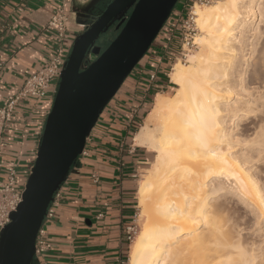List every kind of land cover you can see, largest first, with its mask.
Returning a JSON list of instances; mask_svg holds the SVG:
<instances>
[{"label":"bare ground","instance_id":"6f19581e","mask_svg":"<svg viewBox=\"0 0 264 264\" xmlns=\"http://www.w3.org/2000/svg\"><path fill=\"white\" fill-rule=\"evenodd\" d=\"M193 16L198 52L173 65L174 95H156L133 138L155 156L135 193L144 223L128 264H264V248L233 241L230 206L264 238V0Z\"/></svg>","mask_w":264,"mask_h":264},{"label":"crops","instance_id":"0c3cea01","mask_svg":"<svg viewBox=\"0 0 264 264\" xmlns=\"http://www.w3.org/2000/svg\"><path fill=\"white\" fill-rule=\"evenodd\" d=\"M109 1L0 0V106L53 55L56 36L46 25L56 9L69 12L64 41L69 56L74 40ZM52 102L50 94L22 102L6 132L1 162L15 168L19 187L30 173ZM140 103L141 87L135 79L127 80L94 127L86 144L88 156L78 158L71 169L63 184L64 202L47 225L54 251L46 255V264H125L130 245L126 230L135 214V172L147 158L130 139Z\"/></svg>","mask_w":264,"mask_h":264},{"label":"water","instance_id":"95a60500","mask_svg":"<svg viewBox=\"0 0 264 264\" xmlns=\"http://www.w3.org/2000/svg\"><path fill=\"white\" fill-rule=\"evenodd\" d=\"M179 0H112L77 36L45 119L22 199L0 232V264H33L46 209L82 155L101 114L146 55ZM117 35L102 49L101 35ZM91 55L94 60L88 64Z\"/></svg>","mask_w":264,"mask_h":264},{"label":"built area","instance_id":"2783aa9c","mask_svg":"<svg viewBox=\"0 0 264 264\" xmlns=\"http://www.w3.org/2000/svg\"><path fill=\"white\" fill-rule=\"evenodd\" d=\"M211 2L212 0H180V4H191L190 7L187 5L183 6V9L188 13L187 18L184 20H181V13L179 12L178 8L174 9L171 13L169 22V29L171 31L170 37L172 38V36L177 33L179 38L177 47L178 55L174 57L173 65L175 62H181L185 60L188 52L195 47L196 32L193 28L192 22L193 9L195 7L209 5ZM68 23L69 12L64 7H60L52 13L46 28L54 32L56 36L53 55L38 70L29 75L24 80L22 86L17 90V92L7 97L0 106V173H5V181L0 182V232L10 223V216L16 211L18 205L20 204L24 190V185L22 187L17 186V173L15 168L13 166H4L1 162L3 152L7 148L6 132L12 123L15 110L19 104L27 100H43L49 94L52 95L54 99L60 82L61 73L68 58L64 47ZM93 60L94 58L89 55L87 58L88 64ZM173 65L170 66L169 71H171ZM1 69L2 65L0 64V72ZM140 73L142 75L139 81V86L141 87V107L148 100L151 91L155 87L158 75V66L154 68L152 72L147 73L146 75L142 72ZM144 76H146V79ZM167 78V87H169V74L167 75ZM167 87L161 89L160 93L166 91ZM87 156L88 151L85 146V149L79 158ZM91 180L94 184H97L99 181L98 176L94 174L91 176ZM63 202L64 191L62 185L52 197V200L46 209L42 225L36 236L33 260L37 264H46V255L54 251L53 245L47 236V225L55 220L57 212L62 206ZM135 225L136 214H134L132 218L131 226L126 230V241L129 244H131L135 239Z\"/></svg>","mask_w":264,"mask_h":264},{"label":"rangeland","instance_id":"374dc122","mask_svg":"<svg viewBox=\"0 0 264 264\" xmlns=\"http://www.w3.org/2000/svg\"><path fill=\"white\" fill-rule=\"evenodd\" d=\"M112 0H110L108 3H107V5L111 2ZM224 1L225 0H212V2L209 4V5H205V6H201V7H198L200 10H204V9H206V8H211V7H213L214 5H216V3H224ZM182 2V1H181ZM106 5V6H107ZM188 6V7H190L191 6V4L190 3H187V4H184V3H179V1H178V3H177V5H176V8H178V10H179V12L181 13L180 14V16H181V20H184V19H186L187 18V15H188V13L183 9V6ZM106 8V7H105ZM104 8V9H105ZM196 8V7H195ZM193 11H194V9H193ZM192 22H193V28L195 29V32H196V39L198 38H200V36H201V34H200V32L198 31V29H197V26L194 24V16H193V18H192ZM117 35V32L115 33V32H113V31H108L106 34H104V35H101L100 36V38H99V40L97 41V45L98 46H100L101 48H103L104 47V45L106 44V43H110L114 38H115V36ZM257 49H258V47H257ZM198 52V47H196V45H195V47L194 48H192L189 52H188V54H187V57L185 58V60H187V59H189V57L190 56H192V55H195L196 53ZM70 54V53H69ZM250 58V57H249ZM185 60H183V61H185ZM250 60V59H249ZM183 61H181V62H183ZM177 62H175V64H176ZM170 81V80H169ZM175 89H176V87L173 85V84H171L170 83V85H169V88L166 90V91H164V92H162V93H159V94H161V95H164V96H166V97H172L173 95H174V93H175ZM156 97V96H155ZM155 97H154V100H155ZM154 100H153V104H154ZM145 119V118H144ZM143 123V122H142ZM241 124H245V125H248L246 122H243V123H241ZM140 150L142 151V152H144L145 154H146V156H147V158H146V161H145V163H143V164H141V165H138L137 166V172H135V177H134V180H135V185H136V190H137V188H138V184H139V182H140V179H141V176L144 174V173H146V171L147 170H149L150 168H151V165H152V162H153V159H154V154H152V153H149V152H147L146 150H144V149H141L140 148ZM261 163V164H260ZM262 164H264L263 162H258L257 163V165H255V166H257V174H259V177H260V179H262V181L264 180L263 178H264V173L262 174V172H264L263 170H264V166H262ZM260 167V169H259V167ZM261 167L263 168V170L261 169ZM260 170V171H259ZM262 170V171H261ZM261 176H262V178H261ZM263 183V182H262ZM136 190H135V193H136ZM136 195L134 194V197H135ZM135 201H136V199H135ZM232 203H231V208H233L234 206H236V207H234L233 209H231V213H234V214H236L237 215V217H236V215H233V214H231V217L233 216V218H231V223H233V220H234V223H233V226H234V228H233V230L232 231H234L233 232V236H232V234H231V236H232V239H233V241H241V243H243V244H245L246 243V245H247V248L245 247V248H243L244 246H246V245H243L240 249L241 250H244V249H246V251H247V249L248 250H250V249H253V250H255V251H257L258 250V248H259V250L260 249H263L264 247V238L263 237H256L255 236V234H254V231H255V227H253V228H251L253 225H251V224H253L252 222H251V220L248 222V218H245V216H246V210L245 209H241L240 208V206H237V205H235V203H233V201H231ZM136 205H137V201H136V203H135V214H136V234H135V239H134V241L129 245V252H130V250H131V248H132V246L134 245V243H135V240H136V237H137V235H138V233L141 231V229H142V225H143V223H144V219H142V218H140V216H139V211L136 209ZM233 205V206H232ZM239 208V209H238ZM237 209H238V211H240V212H238L237 211ZM242 210V211H241ZM245 210V211H244ZM237 211V212H236ZM245 212V213H244ZM238 213H239V217H240V219H239V217H238ZM244 213V214H243ZM244 215V216H243ZM242 217V218H241ZM247 217V216H246ZM237 219V220H236ZM239 219V220H238ZM235 220H236V222H235ZM238 222V224H236ZM250 225V226H249ZM244 226H245V228H244ZM247 226V227H246ZM241 227V228H240ZM247 228V229H246ZM237 229V230H236ZM252 231H251V230ZM249 230V231H248ZM239 232H240V234H239ZM248 232V233H247ZM236 236H235V235ZM251 234V235H250ZM253 234V235H252ZM248 235H249V237H248ZM235 237H236V239H235ZM243 237V238H242ZM246 239H245V238ZM257 240V241H255V240ZM261 240H262V242H261ZM248 241V242H247ZM253 241V242H252ZM251 242V243H250ZM259 242H261V243H259ZM259 244L258 246H257V244ZM252 244V245H251ZM254 244V245H253ZM263 245V246H262ZM262 248H261V247ZM258 250V251H259ZM258 251L257 252H255V253H258ZM249 255V254H248ZM128 256H129V254H128ZM33 264H36V263H34L33 262ZM125 264H128V257H127V260H126V262H125Z\"/></svg>","mask_w":264,"mask_h":264},{"label":"trees","instance_id":"16d2710c","mask_svg":"<svg viewBox=\"0 0 264 264\" xmlns=\"http://www.w3.org/2000/svg\"><path fill=\"white\" fill-rule=\"evenodd\" d=\"M174 9H176V7ZM169 22H170V18L168 19L166 24L163 26L160 34L157 36L156 40L154 41L150 49L147 51L146 55L143 57V59L139 62V64L136 66V68L131 72V74L127 78V80L135 79L136 82L139 84V81L141 79L140 77L142 76L140 72L146 75L147 73L152 72L154 68L158 66V75H157L155 87L151 91V94L148 100L140 107V109L137 112V119L136 120L134 119L135 121L133 123V128L130 133L131 140L133 139L138 129L142 126V121L144 120V118L151 111L153 107V99L155 95L160 93L161 89L166 88L168 86L167 75L170 72L169 71L170 66L173 65L174 57L178 55V48H177L178 39H179L178 34L175 33L172 36V38L170 37L171 31L169 29L170 28ZM108 44L109 42L106 43L102 49L106 48ZM144 78L146 79V76H144ZM127 80L123 83L121 88L125 85ZM120 90L117 92L114 98L110 101V103L107 105L105 110L108 109L111 106V104L117 99ZM125 106L127 107V105ZM105 110L101 114L99 120L101 119ZM127 113H130L129 107H128V110L126 111V115ZM135 190H136V187H135Z\"/></svg>","mask_w":264,"mask_h":264},{"label":"flooded vegetation","instance_id":"af4514ba","mask_svg":"<svg viewBox=\"0 0 264 264\" xmlns=\"http://www.w3.org/2000/svg\"><path fill=\"white\" fill-rule=\"evenodd\" d=\"M116 25H117V23L116 24H114L108 31H113V32H115L116 33V31H115V27H116Z\"/></svg>","mask_w":264,"mask_h":264}]
</instances>
